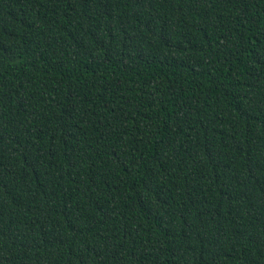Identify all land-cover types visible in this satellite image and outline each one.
<instances>
[{
    "label": "trees",
    "instance_id": "trees-1",
    "mask_svg": "<svg viewBox=\"0 0 264 264\" xmlns=\"http://www.w3.org/2000/svg\"><path fill=\"white\" fill-rule=\"evenodd\" d=\"M0 264H264V0H0Z\"/></svg>",
    "mask_w": 264,
    "mask_h": 264
}]
</instances>
